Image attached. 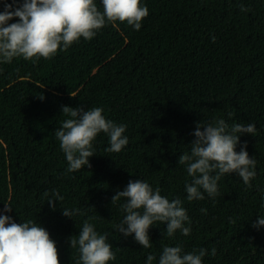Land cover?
<instances>
[{"label": "trees", "instance_id": "16d2710c", "mask_svg": "<svg viewBox=\"0 0 264 264\" xmlns=\"http://www.w3.org/2000/svg\"><path fill=\"white\" fill-rule=\"evenodd\" d=\"M12 2L0 0V12ZM95 3L102 12L101 0ZM141 5L149 14L139 31L106 22L93 39L81 37L51 59L0 61V215L45 227L61 264H77L69 238L78 236L85 220L107 235L116 257L109 264H147L149 254L159 264L165 246H179L182 254L204 249L203 264H264V225L253 227L264 217V0ZM64 105L101 107L106 119L126 126L128 144L109 153V138L100 133L91 167L67 172L55 136L68 118ZM219 119L229 130L236 123L255 124V134H242L236 150L246 142L256 175L248 187L235 173L225 174L219 195L189 201L192 178L178 158L190 151L197 122ZM137 179L169 201L181 200L189 235L167 237V224L158 223L149 229L151 247L145 249L134 235L116 230L125 201L112 205L111 198ZM54 191L64 198L55 210L47 203ZM7 204L11 212L4 211ZM63 208L79 213L69 218Z\"/></svg>", "mask_w": 264, "mask_h": 264}, {"label": "clouds", "instance_id": "9594fccd", "mask_svg": "<svg viewBox=\"0 0 264 264\" xmlns=\"http://www.w3.org/2000/svg\"><path fill=\"white\" fill-rule=\"evenodd\" d=\"M103 11L98 10L95 0H13L5 3L0 12V61L11 63L13 58L26 60L51 59L61 48L67 50L83 37L91 40L106 22L127 23L139 31L149 9L141 5V0H101ZM13 4H18L13 8ZM242 11H247L243 6ZM13 18L17 22L9 23ZM215 37H213V42ZM73 96V95H72ZM44 99L43 95H39ZM101 107L85 111L81 107L62 106L61 113L68 117L55 130L60 149L68 162L67 172H75L84 166L91 167L90 157L94 155L93 141L104 133L109 138V153L120 152L127 144L124 135L126 126L106 119ZM242 134H255V124L236 123L229 130L228 124L219 119L206 125L197 122L192 135L189 152L182 153L178 163L185 166L192 178L186 184L187 199L203 200L219 195L218 181L225 174L238 175L243 183L251 187L255 177L256 161L247 151V144L240 151ZM201 189L203 191H201ZM44 195L49 197V193ZM120 208L125 213L122 221L115 225L125 237L133 236L143 248L151 247L149 229L158 223H166L164 235L174 237L177 231L187 236L190 227L189 216L181 206V200L169 201L161 195L160 189L153 188L140 179L130 180L124 190L111 198V204L121 199ZM64 198L54 191L47 203L56 209V201ZM7 204L4 211L11 212ZM206 212V209H201ZM79 209L63 208V215L73 218ZM234 223V221H233ZM264 225L260 217L253 227ZM70 248L77 249V264H109L115 260V253L107 242L106 234H99L88 220L83 222L78 236L69 238ZM213 248L211 254L215 255ZM206 250L198 253L182 254L179 246H165L159 257V264H203ZM156 257L147 256V264H153ZM0 264H61L57 243L49 231L33 221L17 223L9 215H0Z\"/></svg>", "mask_w": 264, "mask_h": 264}]
</instances>
